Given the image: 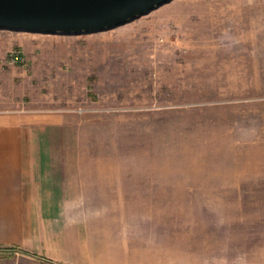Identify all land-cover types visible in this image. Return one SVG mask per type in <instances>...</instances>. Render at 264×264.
<instances>
[{"label": "rangeland", "instance_id": "obj_1", "mask_svg": "<svg viewBox=\"0 0 264 264\" xmlns=\"http://www.w3.org/2000/svg\"><path fill=\"white\" fill-rule=\"evenodd\" d=\"M10 112L53 162L169 181L154 202L80 205L103 264H264V0H168L74 34L0 28Z\"/></svg>", "mask_w": 264, "mask_h": 264}, {"label": "crops", "instance_id": "obj_2", "mask_svg": "<svg viewBox=\"0 0 264 264\" xmlns=\"http://www.w3.org/2000/svg\"><path fill=\"white\" fill-rule=\"evenodd\" d=\"M45 139L28 115L0 113V264H103V233L80 205L154 202L169 181L125 164L53 162Z\"/></svg>", "mask_w": 264, "mask_h": 264}, {"label": "water", "instance_id": "obj_3", "mask_svg": "<svg viewBox=\"0 0 264 264\" xmlns=\"http://www.w3.org/2000/svg\"><path fill=\"white\" fill-rule=\"evenodd\" d=\"M168 0H0V28L81 33L110 28Z\"/></svg>", "mask_w": 264, "mask_h": 264}, {"label": "built area", "instance_id": "obj_4", "mask_svg": "<svg viewBox=\"0 0 264 264\" xmlns=\"http://www.w3.org/2000/svg\"><path fill=\"white\" fill-rule=\"evenodd\" d=\"M15 56H16V57H15ZM15 56H14V55H12V59H13V58H17V57H18L17 55H15Z\"/></svg>", "mask_w": 264, "mask_h": 264}]
</instances>
